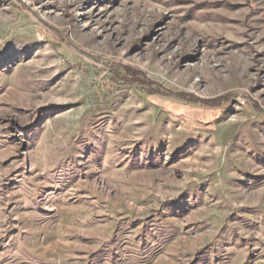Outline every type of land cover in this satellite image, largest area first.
Here are the masks:
<instances>
[{
    "label": "rangeland",
    "instance_id": "1",
    "mask_svg": "<svg viewBox=\"0 0 264 264\" xmlns=\"http://www.w3.org/2000/svg\"><path fill=\"white\" fill-rule=\"evenodd\" d=\"M0 264H264V0H0Z\"/></svg>",
    "mask_w": 264,
    "mask_h": 264
},
{
    "label": "trees",
    "instance_id": "2",
    "mask_svg": "<svg viewBox=\"0 0 264 264\" xmlns=\"http://www.w3.org/2000/svg\"><path fill=\"white\" fill-rule=\"evenodd\" d=\"M135 79V78H134ZM137 82V81H136Z\"/></svg>",
    "mask_w": 264,
    "mask_h": 264
}]
</instances>
